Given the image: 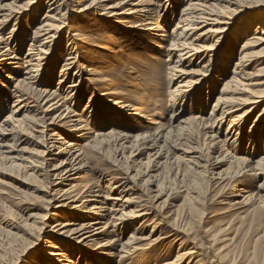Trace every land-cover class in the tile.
Instances as JSON below:
<instances>
[{"label":"bare ground","instance_id":"obj_1","mask_svg":"<svg viewBox=\"0 0 264 264\" xmlns=\"http://www.w3.org/2000/svg\"><path fill=\"white\" fill-rule=\"evenodd\" d=\"M184 1L185 5L180 9L171 29L167 31L166 25L176 13L173 0H0V73H5L0 77L13 84V89L10 90L13 100L0 117V172L10 173L13 170L26 169L30 175L40 176L46 184L45 193L49 195L50 209L71 212L68 215L70 219L58 221V218H51L49 221H41V225L36 228L33 239L46 237L47 243L41 250V263L75 264L72 257L75 253L70 252L64 242L91 249L109 257L107 260L111 259L115 264L129 259L149 246L151 241L156 242L159 237L152 238L155 232L152 229L145 236L138 234L140 225L147 219L151 209L160 208L164 202L167 206L172 195L179 191L177 187V190L170 186L167 189L161 187L155 178L162 161L169 165L185 162L191 166L193 174L206 171L208 164L212 165L208 166V170L210 178L214 179L227 178V173L221 169L222 165L237 163L234 177L247 172L255 177H263V180L254 194L245 195L244 188L236 190L241 200L235 203L253 197L264 207V138L255 139L251 130L244 136L241 134L243 119L253 111L261 97V91L254 90L253 87L261 84L255 82V77L264 73V61L261 62L264 47H260L258 51L252 49L264 43V11H255L259 8L264 10V0ZM44 5L46 8L38 25L29 31L21 28V17L36 6H39L38 11ZM71 15L79 16L81 20H90V16L103 17L121 27L135 28L145 36L161 39L153 45L163 53L170 66L168 85H175L168 90L169 100L165 104V111L169 113L172 121L169 127L159 126L153 133L139 134L116 130L117 128L90 131L84 116L77 114L70 105L71 101H77L75 94L84 72L95 76L93 69H82L84 66L80 62L82 57L78 50L84 47L88 39L82 40L79 30L68 25L71 23ZM12 21V28L8 35H4V29ZM125 24L127 25L123 26ZM66 29L70 31L66 43L70 52L61 65L62 74L58 84L62 88L65 83L63 78H66L70 68L75 69L74 79L66 85L65 92L68 94L65 98L56 101L57 90L49 88L52 74L46 66L55 40ZM229 32H232L234 40L245 36L246 32L251 34L236 49L235 56L232 51L225 53L222 50ZM90 45L106 48L99 46L97 40ZM229 63L230 75L221 87L217 89L209 86L208 95L213 92L218 95L210 104L207 117L195 115L178 119L180 113L184 112L182 101L189 100L196 90L209 81L214 69L215 74L220 75L221 71L227 70ZM85 80L89 84L93 81L103 82L106 85L105 92L99 95L105 96V99L109 97L107 105L116 111L133 110L132 115L143 121L148 119L149 115L142 107L131 104L124 94L114 91V80L110 82L102 74L98 77H87ZM4 88L6 85L0 79V90ZM73 104L79 107L78 102ZM4 107L1 93L0 114ZM61 107L64 109L54 114ZM193 120L204 129H209L204 133L207 136L203 138L204 144L210 149V153L206 151V156L197 144L187 143L190 140L186 142L183 138L184 134L190 132L189 127ZM226 120L229 124L222 129V123ZM254 124L256 125L255 119L251 126H255ZM89 133L92 135L87 136ZM80 141L85 144L81 146ZM242 141H246L249 149L252 147V151H246V154L254 157L237 156L236 153L223 151L225 146L236 149V145ZM25 143H31L36 148L27 151L23 146ZM166 147H171L176 152L170 156L165 155ZM112 148L115 151L129 149L128 155L118 154L113 160V166L120 170L118 175L114 178L108 175L106 179L100 175L99 179H93L79 187L76 182L91 169L85 151L105 155ZM255 150L262 151L257 159L253 155ZM143 154H146V162H151V168H146L145 172H141L139 165ZM110 165L112 166V160ZM141 175L143 176L139 182L150 185V196L155 199L149 206L144 200L130 196L134 191L135 180ZM196 177L194 176L195 179ZM99 180L104 182L106 192L99 187ZM162 196L164 198L155 203ZM50 214L46 212L43 220L48 219ZM1 223L3 226H0L6 232L19 227L6 220H1ZM73 249L76 253L80 252ZM191 252L177 251L173 260L163 264H177ZM115 258L119 261L116 262ZM98 261L99 264L104 263L101 259Z\"/></svg>","mask_w":264,"mask_h":264},{"label":"rangeland","instance_id":"obj_2","mask_svg":"<svg viewBox=\"0 0 264 264\" xmlns=\"http://www.w3.org/2000/svg\"><path fill=\"white\" fill-rule=\"evenodd\" d=\"M173 2L175 3L176 13L170 19V23L166 25L167 31L171 29L180 9L185 5L184 0H173ZM37 7L39 8V6H36L32 9L33 12L25 13L21 17V28L29 31L38 25L46 7L44 5L38 11ZM255 11L263 13L264 10L259 8ZM69 20L71 23H68V25L79 30L80 38L82 40L84 38L88 39L84 47L78 50V54H81L82 57L80 62L84 66L82 69H93L95 71L93 74L96 77L102 74L110 82L114 80L116 83L114 91L124 94L131 104L142 107L149 115L148 119L143 121L141 118L132 115L133 110L126 109L125 112H120L112 106H108L106 101L109 97L105 99V96L99 95L101 92H105L106 85L103 82L95 81L89 84L85 78L95 76L89 75V73L87 75L86 71L82 76L83 83L81 82L78 85L75 94L77 101L74 102H78L79 107H75L72 101L70 105L76 110L77 114L84 116L89 128H91L90 131L100 132L102 129L117 128L116 130H126L132 134H139L153 133L157 131L159 126L161 128L169 127L172 121L169 119V113L165 111V104L169 100L168 90L175 85L173 83L168 85L170 66L163 53L159 52L153 45V43L160 42L161 39L151 35L145 36L135 28L121 27L117 23L105 20L103 17L90 16V20L89 18L81 20L79 16L71 15ZM12 23L13 21L6 26L3 31L4 35H8ZM261 23L263 24V20ZM69 32L68 29L64 30L55 40L46 66V69L48 68V71L52 74L49 88L57 90L56 101L65 98L68 94V92H65L66 85L74 79L75 69L70 68L67 70L66 78H63L65 83L62 84V88L58 84V80L61 78L60 74H62L60 72L61 65L70 52V48L66 44ZM249 34V32H246L245 36L234 40L232 32H229L224 39L222 50L225 53L232 51L235 56L236 49ZM96 40L99 46H105L106 48L91 47L90 44ZM262 46L264 47V43L252 50L258 51ZM263 61L264 56L261 62ZM230 68L231 63L226 67V71H221L220 75L215 74L216 69H214L211 73L212 78L210 77L209 81L207 80L205 84L196 90L189 100L182 101L184 112L180 113L178 119L194 117L195 115L206 118L210 104L218 95L215 92L208 95L207 92L211 86L217 89L221 87L223 81L230 75ZM2 74L0 73L1 76ZM212 75L220 79L217 78V80ZM255 78H257L255 82L261 84L254 86L253 89L261 91L259 93L261 97L258 98L259 102L253 111L243 119L241 134L244 136L248 130H251L252 136L261 140L264 138V73ZM0 79L6 85V88L0 90L5 105L0 114L1 117L8 110V106L13 100L10 92L13 89V84L8 83L3 77H0ZM208 82L210 84H206ZM33 97L35 96L33 95ZM63 109L64 107H61L54 114ZM254 119L256 125L254 124L253 129L251 124ZM228 124L227 120L223 121L222 129H225ZM189 128L190 132L184 134L183 138L186 139V142L187 140L191 141L187 143L197 144L202 154L208 155L206 151L210 153V149L204 144L203 138L207 136L204 133L209 129H204L195 120L191 122ZM90 135L92 133L87 134V136ZM80 143L81 146L85 144L83 141H80ZM23 146L26 147L27 151H33L36 148L31 143H25ZM236 147V149H232L225 146L223 151L227 150L236 153L237 156L250 157L246 154V151H252V147L249 149L246 141L238 143ZM84 148L85 146L82 147V149ZM164 151V154L168 156L176 152L171 147H166ZM128 152L129 149L127 148H121L118 151L112 148L105 155L85 151V154L89 157L91 169L83 174L76 184L82 187V185L90 183L93 179H99L100 175L104 176L105 179L108 175H112L114 178L120 170L113 166V160L116 159V155L126 156ZM261 153L262 151L255 150L253 155H256L257 159L261 156ZM140 158H142L141 164H139L140 170L145 172L146 168L147 170L151 168L149 167L151 162H146V154L141 155ZM111 160L112 166L110 165ZM164 162H161L163 164L155 173V178L158 179L161 187L165 189L169 186L172 189L177 187L179 191L172 195L170 201H168L169 203L167 202V206L164 202L160 208L151 209V213L147 219L143 220L138 232V234L145 236L149 229H152L153 232L155 231L152 238L159 237L160 239L158 238L156 242L151 241L149 246H144L145 248L139 250L127 260L119 261L117 258L114 260L119 261V264H163L166 261L173 260L177 251L183 250L192 252L179 260L177 264H264V207L259 205L253 197L244 202L235 203L241 200L236 190L244 188L245 195L248 193L254 194L263 177H255L247 172H243L239 177H234L233 173L237 170V163L222 165L221 169L227 173V178L214 179L209 176L210 167L208 166L212 167V165L208 164L205 168L206 171L193 174L191 171L193 169L185 162L175 163L176 165L172 163L171 166ZM26 171V169L13 170L10 173L7 171V174L0 172V225L3 226L1 220H6L19 226L18 229L7 232L0 226V264H14L15 261H17L16 264H43L40 262L42 260L41 250L47 244L45 243L46 237L33 239L36 228L41 225V221H49L51 218H58V221L70 219L68 215L71 212L67 210V212L65 210L52 211L54 209H50L49 195L45 193L46 184L44 180L40 176L30 175ZM142 176L135 180L134 191L130 196L133 199L144 200L149 206L155 199L150 196V185L147 182H139ZM194 176H197V179ZM98 185L106 192L103 181L99 180ZM163 198L162 196L155 203ZM46 212H50L52 215L50 214L47 217L48 219L43 220ZM63 244L70 248V252L75 253L72 255L75 264H99L98 259L103 260V264H115L113 260H107L109 257L93 252L91 249L79 248L80 246L71 242H64ZM72 247L80 250V252L76 253Z\"/></svg>","mask_w":264,"mask_h":264}]
</instances>
